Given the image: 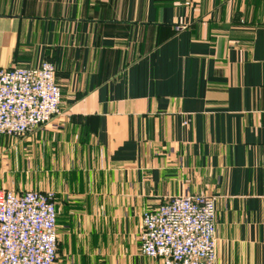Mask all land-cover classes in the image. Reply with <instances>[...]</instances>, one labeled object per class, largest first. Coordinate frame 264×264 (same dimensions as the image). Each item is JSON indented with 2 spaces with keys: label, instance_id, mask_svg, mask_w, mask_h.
Instances as JSON below:
<instances>
[{
  "label": "crops",
  "instance_id": "1",
  "mask_svg": "<svg viewBox=\"0 0 264 264\" xmlns=\"http://www.w3.org/2000/svg\"><path fill=\"white\" fill-rule=\"evenodd\" d=\"M46 61L61 117L3 137L0 190L55 193V264H161L142 213L195 194L216 264H264V0H0V70Z\"/></svg>",
  "mask_w": 264,
  "mask_h": 264
},
{
  "label": "built area",
  "instance_id": "2",
  "mask_svg": "<svg viewBox=\"0 0 264 264\" xmlns=\"http://www.w3.org/2000/svg\"><path fill=\"white\" fill-rule=\"evenodd\" d=\"M61 102L51 62L1 69L0 137L19 140L47 127L61 117ZM58 217L54 192L0 190V264H55ZM216 233L214 197H174L142 213L140 251L161 264H216Z\"/></svg>",
  "mask_w": 264,
  "mask_h": 264
},
{
  "label": "rangeland",
  "instance_id": "3",
  "mask_svg": "<svg viewBox=\"0 0 264 264\" xmlns=\"http://www.w3.org/2000/svg\"><path fill=\"white\" fill-rule=\"evenodd\" d=\"M3 139H5V138L0 137V174H1V172H2V170H1V169H2V168H1V165H2V164H1V160H2V155L4 154L3 151H2V150H3V147H4V146H3ZM10 139H11V138H10Z\"/></svg>",
  "mask_w": 264,
  "mask_h": 264
}]
</instances>
